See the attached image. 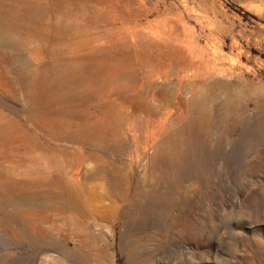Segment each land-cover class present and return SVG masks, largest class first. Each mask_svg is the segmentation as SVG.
<instances>
[{
  "label": "rangeland",
  "instance_id": "1",
  "mask_svg": "<svg viewBox=\"0 0 264 264\" xmlns=\"http://www.w3.org/2000/svg\"><path fill=\"white\" fill-rule=\"evenodd\" d=\"M0 264H264V0H0Z\"/></svg>",
  "mask_w": 264,
  "mask_h": 264
}]
</instances>
